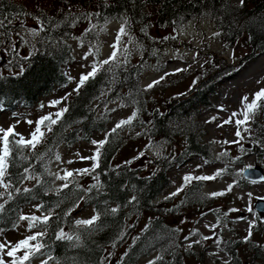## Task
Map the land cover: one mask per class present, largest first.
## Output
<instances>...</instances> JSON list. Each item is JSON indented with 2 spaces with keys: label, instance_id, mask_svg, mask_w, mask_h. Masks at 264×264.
Here are the masks:
<instances>
[{
  "label": "trees",
  "instance_id": "obj_1",
  "mask_svg": "<svg viewBox=\"0 0 264 264\" xmlns=\"http://www.w3.org/2000/svg\"><path fill=\"white\" fill-rule=\"evenodd\" d=\"M0 4L3 6L0 18L17 17L21 13L13 22L10 41L5 40V44L10 43L12 47L0 45V112L3 114L12 115L18 109L26 111L40 106L41 100L55 88L70 86L72 79L68 77L67 67L75 58L74 44H79L78 49L84 44L87 52L92 45H98V57H91L93 63L101 61L104 43L99 36L95 38L99 32L82 35L93 25L96 29L103 28L114 22L122 24L126 19L127 34L124 36L128 39L131 36V44L135 48L132 53H136L130 54L126 63L123 57H118L121 61L119 67L108 72L101 70L80 86L79 91L67 99L65 108L68 111L52 126L53 130L48 132L46 127H42L45 133L42 142L35 150H24L28 159L17 157L14 166H9L13 182L19 181L24 167H29L41 175L42 186L33 188L35 181L24 182L23 187L33 188V191L16 195L10 202L8 211L0 217V229H3L0 239L17 224H27V221L17 220L26 207L33 205L36 209L37 205H43L40 211L36 210L29 216L40 217L42 213L55 210L49 223V234L41 242L47 243L46 251L50 250L61 264H101L102 261L103 264H111L110 255L121 247L116 264H149V261H154V264H264V224L254 211L256 222L248 242L218 233L213 238L214 252L205 254L204 247L198 248L193 244L188 249L189 243L186 242L189 239L181 238L182 227L196 226L206 216L217 217L221 204L227 206L232 195L231 191L222 190L225 195L210 197L205 186L218 181L215 179L191 182L182 179L178 185L170 178L173 168L189 159H197L203 167L220 165V170L227 168L221 177L237 178L239 182L234 190H241L249 184L243 176L237 175L241 171L234 173L235 167L241 166V161L232 163V148L220 142L221 151L216 153L217 144L206 140V123L200 119L202 113L209 110V102L216 94V83L211 82L209 65H217L215 58L218 55L212 49L205 52L206 61L199 71L191 73L193 84L186 93H179L177 87L190 70H180L175 74L180 76V81H174L175 75H166L150 89L141 84L150 61L156 72L166 70L167 60L163 55L170 47L174 52L182 47L184 51H195L201 55L202 49L178 39L180 29L193 21L211 19L214 27L211 38L225 50L235 51L243 43L244 49H240L246 52L245 55L248 52L251 55L263 53L264 0H244L243 6H240V0H107L106 3L105 0H0ZM81 14L91 15L82 18ZM66 17L69 20L74 17V22L66 23ZM19 20L33 28L39 26L38 20L43 21L46 31L31 38L20 28ZM49 21L59 23L61 27L54 28ZM153 30H168L167 34H172L168 37L172 41L159 47L162 54L158 58L163 59L158 60L159 66L153 62L157 59L152 54L156 50L152 47L157 46L153 43ZM17 33L24 35L29 43H23ZM202 46L206 49L205 44ZM119 47L122 49L121 45ZM180 61L185 62V58H180ZM220 61L224 62V59ZM116 106L129 109V116L135 111L136 118L131 125H125L113 134L101 149L96 172L74 175L75 183L58 194L56 190L64 181L55 185L47 167L55 160L59 147L69 148L90 142L94 136H99L100 141L105 140V134L116 124L112 123ZM251 124L254 127L250 140L254 144L249 148L242 145L246 152L241 151V146L236 151L241 156L250 154L257 157L264 145V111H258ZM156 145H163V150L160 154L149 155ZM48 149L53 151L49 153ZM122 149L135 152L132 157L118 162ZM223 152L228 156H220ZM41 155L43 160L37 159ZM97 175L101 184L99 191L92 189L85 195L83 189L96 183L92 177ZM182 186L183 190L178 195L171 196ZM133 195L136 201L129 204ZM80 196L84 199L79 200ZM117 206L119 211L116 214H104L105 208ZM86 209L90 210L91 216L94 211L101 212V219L97 221L99 230L93 229L89 234L88 230L80 228L73 233L76 215ZM65 212H70V215L65 217ZM139 223L137 235L129 239ZM57 226L65 232L80 234L79 246L56 241L52 230ZM26 228L32 234L40 231V228L29 231L27 225ZM121 232L124 233L122 238L119 236ZM218 253L223 254L226 261H217L215 255ZM157 257L161 259L157 260Z\"/></svg>",
  "mask_w": 264,
  "mask_h": 264
},
{
  "label": "rangeland",
  "instance_id": "obj_2",
  "mask_svg": "<svg viewBox=\"0 0 264 264\" xmlns=\"http://www.w3.org/2000/svg\"><path fill=\"white\" fill-rule=\"evenodd\" d=\"M28 28H33L30 24L26 25ZM118 25L116 23H111L106 25L105 27H98L95 31L99 32L95 35V38L98 36L101 38L104 43L103 51H102V59H107L111 52V45L114 43V37L116 35V30ZM213 23L211 19H202L200 21H193L184 25L179 33L178 39L185 43H190L191 46L195 47L199 50L202 49L201 55L195 53V51H184L182 47L178 49L177 52H174L173 48H168L166 54L163 55L167 62L165 63L166 70L162 73L156 72L155 66L152 61H150V66L148 70L145 71L142 78V85L146 87L151 84L153 81L159 80L161 77L166 75H175L179 71L182 70L187 72L190 70V73L185 75V80L180 82L177 89L180 91L179 93H186L192 85V75L191 73L195 71H199L200 67L206 61L205 52L209 50H213L216 55H218L215 59L217 61V65H209V73L212 74L211 82L212 84L215 82L216 86V94L210 100V108L202 113L200 119L206 123V140L213 141L217 144L216 153L221 151V148L218 144L224 141L232 142L237 140L235 136V132L237 131L235 123H231L228 125H224L223 127H218V125L222 124L223 120L228 119L231 116V113L234 111H240V98L244 95H248L250 98L252 95L261 88H264V52L251 55L249 52L245 55L243 43H240V47H237L234 50H225L221 47V45L214 42L211 38L213 32ZM168 30L159 32L158 30H153L152 36L154 38V45L157 43L156 47H152V54L156 56V60H153L156 66H159L160 62L163 61L162 58H158L159 54H162L159 47L164 46L167 42H171L172 40L168 39L170 37L167 34ZM204 31V32H203ZM29 37V36H28ZM32 38V36H30ZM128 38L123 35L121 40V47L123 48L125 45L131 51V54L135 55V48L131 43H128ZM204 41V43H203ZM175 44L178 45V42ZM202 44L206 45V49L203 48ZM79 44H74V54L75 58L73 63L67 67V74L72 80L71 85L66 87L65 89L55 88L53 92L43 98L41 100L40 106L34 107L30 110H22L18 109L16 113L11 114H3L0 116V128L7 129L9 126L15 127V132L22 134L25 138L29 137V134L35 129V122L38 121L41 117L45 115L52 116L55 118V113L64 109L67 103V99L74 95L77 91H74L75 84L78 82L79 75L84 73H88L91 71L90 65L93 63V58L91 56L88 57L87 60L83 59L84 55L87 53L86 47L84 44L80 46ZM138 51H141V48H137ZM185 52V53H183ZM247 56V58H246ZM184 57L185 62L180 61V58ZM234 57V59H233ZM224 59V62L220 60ZM214 63V61H213ZM174 81H180L179 77L175 75ZM167 83V81L165 82ZM74 85V86H73ZM60 101V103L54 104L53 102ZM120 105L119 103H116ZM110 107H113L111 105ZM116 110H114V119L113 125L118 121L125 119L129 116V109H120L116 106ZM220 108H224V111H220ZM213 117L215 119L213 120ZM237 118H241L242 116H238ZM235 118H233L234 120ZM28 121H32V124H29ZM251 128V132L253 131V125H248ZM112 127H109L111 129ZM46 131V130H44ZM242 131V129H241ZM250 133H243L244 137L240 144L236 143H227L226 145L232 148L231 155L233 158L241 156V154L236 151L240 146L247 145V148L250 147L251 144ZM97 140L100 141L99 136H94L90 142L86 143H78L72 147H60L57 151V155L61 157L59 161L54 160L47 170L50 175L55 179V175H63V170H76V169H84L90 168L92 161L85 160L81 161V156L83 157H91L93 154L94 146L91 141ZM225 144V143H224ZM264 149V145L262 147ZM260 151V155L255 157L253 155L247 154L242 155L240 157V165L236 166L234 173L238 171H242L245 168L248 169H258L260 173L264 174V150ZM163 150V145H156L153 150L149 151V155H153L152 153L160 154ZM135 151H129L128 149H122L118 154V162L123 161L129 157ZM68 161H73V163L69 164ZM218 170H220V165H213V167L209 168L207 166H201L197 159H189L184 162L182 165L173 168L169 173L172 181L176 182L178 185L180 181L183 179L185 175H208L215 174ZM256 173V172H255ZM74 175L76 173L74 172ZM220 177V179L216 178L214 183H208L205 186V192L210 194L213 192L226 191L229 184H233L234 181L239 182L237 178H224ZM54 183L60 184L61 180H56ZM1 191V189H0ZM227 192V191H226ZM231 198H228L227 206L221 204V211L217 217L206 216L204 217L196 226L187 225L182 227L181 238L184 239L188 237V242L192 243L195 240H200L201 237H210V239L202 240L201 243L195 244L198 248L204 247L205 254H211L214 252L215 242L213 243L214 235L218 233H224L227 237H240L242 240H245V237L248 236L249 226L251 224H255L256 218L253 215V212H249L248 209L251 207L253 209V202L256 199L264 200V179L262 181H258L255 183H249L246 187L241 190L233 189L231 191ZM235 209V211H232ZM36 211L33 205L26 207L23 210L24 215L29 216ZM254 211V209H253ZM255 212V211H254ZM226 214V215H225ZM91 216V212L89 209H86L82 212H79L76 215V219H86ZM219 217V222L217 218ZM260 217H264V214ZM260 222L264 224V219H258ZM26 223L23 222L21 224H17L14 229L9 232L3 234L0 239V243L2 242H10L12 244L25 239L30 236L32 233L27 231ZM209 225H216L215 231L212 228L207 227ZM140 228V223L137 225V228L131 232L129 239L133 236L137 235L138 230ZM196 231L197 235L191 237V233ZM121 247L118 252L110 255L111 264H116L119 253L122 251ZM2 255V254H0ZM17 255H22V252H18ZM5 260L9 259L8 257H3ZM217 261L220 262L226 261V257L218 253L215 255ZM212 258H209V260ZM211 262H209L210 264ZM32 264H40L39 258H34L32 260Z\"/></svg>",
  "mask_w": 264,
  "mask_h": 264
},
{
  "label": "snow or ice",
  "instance_id": "obj_3",
  "mask_svg": "<svg viewBox=\"0 0 264 264\" xmlns=\"http://www.w3.org/2000/svg\"><path fill=\"white\" fill-rule=\"evenodd\" d=\"M107 0H105V3ZM244 5V0H240V6ZM0 11H3V6L0 4ZM21 13L17 14V17H9L4 16L3 18H0V45H4L6 48H11L12 45L5 44V40L11 39L12 36V25L14 20L18 19ZM24 15H28L27 13H23ZM91 14H81L82 18H87ZM34 19H36L34 17ZM74 17L69 20L68 17L65 18L66 23L72 24L74 22ZM91 22V21H90ZM49 23H53L54 28H59L61 25L59 23H54L49 21ZM20 28L27 33V35L32 37H39L41 33H44L46 31V28L43 24V21L38 20V27L37 28H28L23 20H19ZM127 25L128 21L125 19L124 22L121 24V27L116 33L115 41L111 45L112 52L110 53L109 57L107 59H104L102 61L94 62L90 65L91 71H89L86 74H82L79 78V83L77 85V88L74 89V91H79L80 86H82L86 81H88L90 78H93L96 76L98 72L101 70L108 72L112 71L113 68H117L120 66L121 61L118 59V57H123V62L126 63L128 60V57L131 54V51L128 49V47L125 45L122 49L119 47L121 44V37L123 35L127 34ZM96 30V26L93 25L91 28L86 29L85 33H82V35H86L87 33L93 32ZM20 40L27 44L29 41L25 39L24 35H21L20 33H17ZM78 39V38H77ZM133 40L131 36H129L128 43H132ZM14 50V49H13ZM99 55V46L98 45H92L88 52L82 57L83 59L87 60L89 56L98 57ZM107 66V67H105ZM180 71V70H177ZM163 80V77L160 78ZM160 81H153L151 84L147 85V89H150L154 87L156 84H158ZM146 89V90H147ZM54 104L60 103V101L53 102ZM123 106V105H122ZM220 111H224V108H220ZM68 109H61L60 111L55 113V118H52V116L45 115L41 117L38 121L35 122L36 127L35 129L29 134V138H25L22 134L15 132L14 126H9L7 129L0 128V189H3V191H0V217H3L6 211H8V206L10 205V202L14 199L16 195H19L21 193H30L33 191V188H36L41 185V175L36 172L34 168L24 167L23 172L20 174L19 181L13 182L11 179V172L9 171V166H14V161L19 157L21 160H27L28 157L24 155L25 149H31L35 150L37 145L40 144L45 137V133L42 132V127H46L48 132H51L52 126L56 125L61 118L64 116V113L67 112ZM258 111H264V88L259 89L256 91L252 97L250 98L248 95H244L240 98V111H234L231 113V116L228 119L223 120L222 124L218 125V127H223L224 125H228L231 123H235L237 131L235 132V136L237 137V140L228 142L224 141L222 143H236L240 144L243 140L242 131L243 133H250L251 128L248 126L251 124L252 120L254 119L256 113ZM137 113L134 111L131 116L120 120L117 122L113 128L110 130V132L105 134V140L97 141L93 140L91 141L92 145L94 146V152L91 157H83L81 156V161L85 160H91L92 164L90 168H84V169H76V170H63V175L56 174L55 179L56 180H62L64 181L61 188L57 189V193L61 192L63 189H66L69 187V184L75 183L74 179V172L79 174H89L96 172V169L99 167V159L101 154V149L104 148L105 144L108 142V140L111 138L113 134H115L118 130L122 129L125 125H131L132 121L136 118ZM238 116H242L241 118H237ZM233 118H235L233 120ZM215 117H213V120ZM29 124H32V121H28ZM242 129V131H241ZM53 150L48 149V152L51 153ZM241 151L246 152L247 150L243 149L241 146ZM140 156L143 155V153L139 154ZM220 156H228L227 152H223L220 154ZM138 158V157H137ZM37 159L43 160V156H38ZM61 157L59 155L55 156V160L59 161ZM240 157H235L232 160V163H235L238 161ZM69 164L73 163V161H68ZM125 163H130L129 161H125ZM116 167H119L118 165ZM227 171L226 169L218 170L214 175H205V176H195L192 175H185L183 177V180L185 182H191L193 180L195 181H210L216 179L218 176L222 175L223 172ZM247 169H243L240 173H237L238 176H242L244 172H246ZM72 178V179H70ZM96 183L90 185L87 189H83L85 195L88 192H91L92 189H97L99 191V188L101 187L99 176H93L92 177ZM25 181H35V185H33V188L29 187H23V184ZM252 183H255V181H251ZM238 182L234 181L233 184H229L226 191L230 192L233 190V188L237 185ZM19 185V186H18ZM183 190V186L181 189H178L177 192L171 193V196H176L180 191ZM45 195H47V192H45ZM210 197H216V196H223L225 195V192H213L209 194ZM170 198V197H166ZM79 200H83L84 196L78 197ZM136 201V196L133 195L131 199L128 201L129 204ZM107 204V201L104 202ZM59 207V205H57ZM43 208V205H37L36 210L40 211ZM54 209L52 211L42 213L40 217H37L35 215L32 216H26L24 214H20L17 216V220L19 221H27V226L29 231L35 228H40V231H37L36 233L26 237L23 240H20L14 244L10 242H2L0 243V264H32V260L34 258L40 259V264H49L51 261L52 264H61V261L57 260L55 257L51 255L50 250H47V243H42L41 241L43 238L49 234V223L53 218ZM119 211V206L117 207H111L110 209L105 208L104 214H108L109 212L111 214H116ZM218 211V210H217ZM232 211H235L233 209ZM249 212H253V209L250 207L248 209ZM70 215V212H65L64 216L67 217ZM226 215V214H225ZM253 215H256L253 213ZM258 219H264V217H257ZM101 219V212L100 211H94V214L88 218V219H77L74 221L75 228L73 229V233H77V230L80 228H84L86 230H99V226L97 225V221ZM219 222V217L217 218ZM254 225L250 223L249 226V233L248 236L245 237V242H248V240L251 237V228ZM207 227L212 228L213 231H215L216 225H209ZM0 232H3V229H0ZM69 232H65L63 228H60L57 226L56 229L52 230V235H54L56 241H66L69 242L73 247H78L81 240L80 234H73ZM124 235L123 232L119 234L120 238H122ZM191 235L195 236L197 233L194 231L191 233ZM187 240L188 237H185ZM210 239V237H201L200 240H195L192 243L187 244V248L191 249L193 247V244H199L202 240ZM217 243L219 244L220 241L217 240ZM113 247L116 245L113 244ZM18 252H22V255H17ZM127 255V253H125ZM6 256L9 259L5 260L3 257ZM123 259V257H122ZM157 260L161 259V257H157ZM103 264V261L101 262ZM149 264H154V261H149Z\"/></svg>",
  "mask_w": 264,
  "mask_h": 264
},
{
  "label": "water",
  "instance_id": "obj_4",
  "mask_svg": "<svg viewBox=\"0 0 264 264\" xmlns=\"http://www.w3.org/2000/svg\"><path fill=\"white\" fill-rule=\"evenodd\" d=\"M256 172V173H255ZM243 177L246 181H262L264 179V174L260 173L259 170L256 169H247L246 172L243 173ZM254 210L258 213L259 217L264 214V200L257 199L253 203Z\"/></svg>",
  "mask_w": 264,
  "mask_h": 264
},
{
  "label": "bare ground",
  "instance_id": "obj_5",
  "mask_svg": "<svg viewBox=\"0 0 264 264\" xmlns=\"http://www.w3.org/2000/svg\"><path fill=\"white\" fill-rule=\"evenodd\" d=\"M114 23H116L117 25H121L119 22H114Z\"/></svg>",
  "mask_w": 264,
  "mask_h": 264
}]
</instances>
